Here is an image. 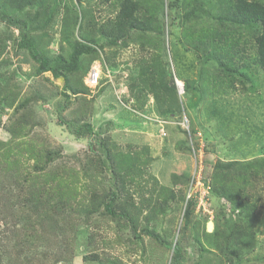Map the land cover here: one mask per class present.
I'll use <instances>...</instances> for the list:
<instances>
[{
  "label": "rangeland",
  "instance_id": "rangeland-1",
  "mask_svg": "<svg viewBox=\"0 0 264 264\" xmlns=\"http://www.w3.org/2000/svg\"><path fill=\"white\" fill-rule=\"evenodd\" d=\"M168 1L173 0L163 2L161 14L157 17L163 16L164 55L174 84L177 82V96L181 98L183 82L197 80L199 64L196 54L191 53L182 37L183 7L180 3L178 9L171 11L174 21L169 29L172 35H167ZM70 5L78 12L76 20L71 13L65 16V7ZM117 12L116 0H84L81 3L61 0L49 25L37 36L34 34V39L49 58L67 56V43L61 41V37L64 38L63 20L69 21V42L90 37L105 42L97 32ZM16 36V30L5 28V23L0 21V38L4 41V49L0 51V142L9 141L10 130H18L22 126V132L18 133L23 135L18 150L20 146L24 148L28 145L34 146L37 151L62 149V158L55 160L48 169L56 174L68 169L77 173L80 184L76 187L83 207L92 192H108L114 179L108 170H102L101 175L97 174L92 180L84 178L83 166H87L89 158L87 153H95L96 144L92 136L76 138L70 134L63 123L65 120L81 118L90 122L102 133V137L115 144L113 153L116 155L131 151L143 153L145 147L149 148L148 165L142 174L139 176L124 164L122 168L129 171L124 169L122 174L132 177L134 182L126 184L124 189H121L119 180L115 183L118 184V201L126 204L125 209L132 216L137 231L149 229L171 245L180 240L186 252L184 264H218L220 259L223 263L224 257H220L214 244L206 243L200 236L204 231L212 233L215 225L218 230H223L222 220L216 222L214 201L222 205L227 218L229 215L236 217L239 211L233 210L226 198H211L210 184L203 181L209 179L212 164L218 159L226 162L264 155V74L258 70L255 79H252L256 86L254 93L245 92L240 84L232 96L222 99L215 96L209 101H197L198 97L191 94L189 101L183 98L186 114L183 113L181 119L168 120L158 114L153 97L145 95L137 99L136 92L133 93L130 88L137 77L138 62L147 56L149 49L141 50L137 37L126 47L104 46L88 70L93 67L101 69L99 85L90 89L82 81L87 94L72 95L69 88H64L63 78L62 81L60 78L53 79L49 73L36 75L35 62L25 51L13 47ZM85 62L83 59L82 63ZM75 75L69 77L71 86L82 88ZM242 86L245 88L247 84ZM62 92L69 95L68 101ZM141 101L144 106L139 109ZM10 104L13 106L10 107ZM144 132H148L150 138ZM205 135L208 137L205 138ZM187 147L194 149L195 154L185 151ZM236 151L242 155H235ZM17 155L22 175L28 173L34 176V162L26 161L21 152ZM123 155L118 157V164ZM6 164L1 157L0 264H168L171 250L146 235L136 241L126 219H112L101 211L85 216L74 209L67 217L58 211L51 219L34 228L35 245L23 244L22 240L28 232L24 218L29 214L26 208L21 207L17 197L16 184H20L21 178L17 183L11 182V172L6 170ZM182 167L184 173L188 169L187 176L192 181L184 183L180 179L177 184H172L173 171ZM256 185L255 188L246 187L248 197L244 199L246 207L255 206L251 216L255 246L243 248L249 254L242 256L241 264H264V183ZM161 188L172 190L176 196L165 207L161 205L164 195ZM181 194L184 201L180 198ZM189 198L195 201L193 214L196 218L193 220L199 222V233L191 228L182 237V215ZM132 206L142 207L143 211L138 213ZM68 220L73 227L71 229L68 228L69 223L64 222ZM53 221L58 223L57 227ZM194 235L199 237L202 247L194 242ZM228 245L231 250L237 249L234 236L229 238ZM202 248L207 251L203 252Z\"/></svg>",
  "mask_w": 264,
  "mask_h": 264
},
{
  "label": "trees",
  "instance_id": "trees-1",
  "mask_svg": "<svg viewBox=\"0 0 264 264\" xmlns=\"http://www.w3.org/2000/svg\"><path fill=\"white\" fill-rule=\"evenodd\" d=\"M82 1L84 0H77V3ZM164 1L116 0L118 10L116 16L102 25L97 32L105 42H99L92 37L83 41L69 42L67 32L69 21L68 19L63 20L62 34L64 38L61 37V41L65 40L67 43L69 49L67 56L56 55L49 58L47 53L40 49L39 44L35 41L36 38L34 39V34L37 36L39 31H43L49 25L61 0H0V21L5 23V28L17 31L13 47L25 51L35 62L37 65L36 75L49 73L53 79L63 78L64 88H69L72 95L87 94V89L83 86V78L88 72L90 64L98 58L99 51L104 46L126 47L128 42L135 37L140 40L141 50L149 49L146 52L147 56L143 59L140 58L138 62L137 77L133 80L130 88L133 93L136 92L137 99L145 95L153 97L155 108L163 118L181 119V115L186 114L183 98L186 97L189 101L188 97L191 94L198 97L197 101H209L215 96L222 99L232 96L237 85L240 84L245 92L254 93L256 86L252 79H255L258 70L264 74V0L168 1L166 6L169 10L170 23L167 18V35H172L169 29L174 21L171 11L178 9L177 6L180 3L183 7L181 14V24L184 25L182 37L188 49L192 51L190 52L196 54L199 64L197 80L183 82L184 96L182 95L181 98L177 96V87L164 55L163 16L157 17L161 14L160 10ZM24 8L30 9L25 10ZM71 10H74L72 5L66 6L65 16L71 13L76 20L78 12ZM14 15L15 20L13 19ZM3 49L4 41L0 38V51ZM83 59L86 61L84 64L82 63ZM74 74L82 83V88L71 86L69 77ZM243 83H246L247 87L244 88ZM62 95L65 100H69V95L63 92ZM12 106L10 104V107ZM143 106L144 102L141 101L138 107L142 109ZM63 123L66 124L69 133L76 138L92 136L96 144V152L87 153L89 158H87V166H83L84 178L88 177L89 180H92L97 174L101 175L102 170L103 172L108 170L114 183L104 194L92 192L88 197V203L83 207V200H80L76 187L80 184L77 173L73 169H68L56 174L48 169L55 160L62 158V149H39L37 151L34 146L28 145L24 148L20 146L18 150L23 136H19L18 133L22 132L23 127L20 126L18 130H10L9 141L0 142V158L2 157V161L7 163L5 168L11 172V182L17 183L18 178H21L18 182L20 184H16L17 197L21 207L26 208L29 214L24 218L27 221V225L24 223V226H28L25 228L28 232L22 240L23 244L35 245L36 235L32 234L34 228L45 220L51 219L58 211H61L66 217L74 209L85 216L101 211L112 219H126L130 225L133 239L136 241L141 240L142 235H146L171 250L172 254L168 264H184L186 252L180 240H176L174 245H171L149 229L137 231L132 216L125 209L126 204L118 201L116 181L119 180L121 189H124L126 184L134 182L132 177L122 174L121 171L125 169L122 168L123 165L125 164L129 170L136 171L140 176L148 165L146 159L149 148L145 147L146 151L143 153L131 151L127 152L128 154L123 155L119 152L116 155L113 153L115 144L111 143L109 138L102 137V133L96 130L90 122L83 121L81 118H73L65 120ZM189 134H191V130ZM207 137L205 135V138ZM207 140L205 139V141ZM219 143L222 145L220 139ZM185 151L195 154V150L189 149V147L185 148ZM20 152L24 154L26 161L34 162L33 171L36 172L34 176H30L28 173L22 175L17 155ZM236 154L242 155L239 151H236ZM122 155L123 158L118 164V157ZM187 174H173L171 176L172 184H177L180 179L184 183L188 182L191 178ZM209 179H204L203 182L210 184L211 198H226L231 203L233 210L238 209L239 212L236 217L232 218L229 215L227 218L222 205L214 201L216 222L222 220L223 230H218V226L215 225L212 233L204 231L200 237H203L206 243L214 244L220 257H224V262L222 263L220 259L218 264H241L242 256L249 254L243 251V248L247 245H250L251 248L255 246V231L252 229L251 223L255 206L246 207L244 199L248 197V194L246 195L245 189L246 187L255 188L259 182L264 183V155L248 159H231L226 162L218 159L212 164ZM161 189L164 193L161 205L165 207L167 202L176 196L172 190ZM180 198L184 201L182 194ZM194 205L195 201L190 198L185 203L182 227L180 228L182 237L191 228L199 233V222L193 220L196 218L193 214ZM132 207L138 213L143 211L142 207ZM30 216L34 220L30 219ZM64 222L69 223V229L73 228L69 220ZM53 223L57 227L58 223L55 221ZM231 236H234L238 244L235 250H231L228 245ZM193 240L202 247L197 235L193 236ZM202 250L204 252L206 249L202 248Z\"/></svg>",
  "mask_w": 264,
  "mask_h": 264
},
{
  "label": "built area",
  "instance_id": "built-area-1",
  "mask_svg": "<svg viewBox=\"0 0 264 264\" xmlns=\"http://www.w3.org/2000/svg\"><path fill=\"white\" fill-rule=\"evenodd\" d=\"M106 73L108 75V72ZM101 77H102L101 69L99 67H93L84 76L83 79L84 85L90 89L96 88L99 85V81Z\"/></svg>",
  "mask_w": 264,
  "mask_h": 264
},
{
  "label": "crops",
  "instance_id": "crops-1",
  "mask_svg": "<svg viewBox=\"0 0 264 264\" xmlns=\"http://www.w3.org/2000/svg\"><path fill=\"white\" fill-rule=\"evenodd\" d=\"M57 79H59V78H57ZM144 131V130H143ZM145 134H147V136L149 135V133L148 132H144ZM148 138H150L149 136H148ZM174 173L173 174H186L187 172H188V169L186 170V173H184V170H183V167L180 169V170H178V171H173ZM171 181V180H170Z\"/></svg>",
  "mask_w": 264,
  "mask_h": 264
},
{
  "label": "water",
  "instance_id": "water-1",
  "mask_svg": "<svg viewBox=\"0 0 264 264\" xmlns=\"http://www.w3.org/2000/svg\"><path fill=\"white\" fill-rule=\"evenodd\" d=\"M61 79V81L63 80L62 78H60ZM176 83V85H177V82H175Z\"/></svg>",
  "mask_w": 264,
  "mask_h": 264
},
{
  "label": "clouds",
  "instance_id": "clouds-1",
  "mask_svg": "<svg viewBox=\"0 0 264 264\" xmlns=\"http://www.w3.org/2000/svg\"><path fill=\"white\" fill-rule=\"evenodd\" d=\"M179 87V86H178Z\"/></svg>",
  "mask_w": 264,
  "mask_h": 264
}]
</instances>
